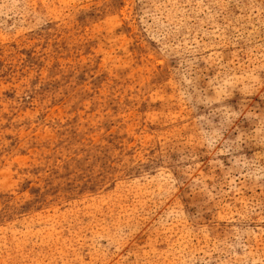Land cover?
<instances>
[{"label": "rangeland", "instance_id": "1", "mask_svg": "<svg viewBox=\"0 0 264 264\" xmlns=\"http://www.w3.org/2000/svg\"><path fill=\"white\" fill-rule=\"evenodd\" d=\"M0 264H264V0H0Z\"/></svg>", "mask_w": 264, "mask_h": 264}]
</instances>
